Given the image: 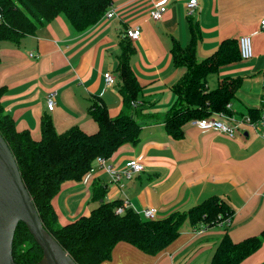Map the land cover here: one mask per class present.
<instances>
[{"label": "crops", "instance_id": "1", "mask_svg": "<svg viewBox=\"0 0 264 264\" xmlns=\"http://www.w3.org/2000/svg\"><path fill=\"white\" fill-rule=\"evenodd\" d=\"M196 1L187 14V0H110L101 19L86 29L76 30L59 14L18 43L0 42V87L4 88L0 99L16 128L28 129L38 139L42 116L51 119L57 132L74 125L94 132L97 125L88 106L96 98L103 101L110 116L119 113V42L127 28L140 30L137 39L127 37L132 46L130 65L142 87L134 116L141 125L140 137L135 144L121 145L105 158V164L121 169L126 160L135 158L143 169L114 182L95 159L93 169L79 180H64L51 199L61 225L88 215L97 205L91 199L96 180L106 185L105 200L126 202L139 213L152 207L154 218L188 209L212 195L231 209L229 221L222 223L194 227L184 221L177 237L155 254L119 241L103 264H209L224 233L239 241L264 229V149L259 129L242 123L230 137L189 121L182 126V135L173 138L164 128L162 114L174 102L171 85L183 73V68L172 63L171 39L187 45L190 20L197 34L196 55L202 59L222 39L257 31L264 16V0ZM159 3L166 5V11L160 20H153L149 10ZM107 12L112 15L108 17ZM251 47V58L223 65L207 76L210 89L224 76L240 78L236 97L226 107V113L238 120L252 118L249 109L259 113L264 30L251 36ZM105 72L114 76V83L106 84ZM51 92H55V105L49 110L46 99ZM262 260L264 240L240 264Z\"/></svg>", "mask_w": 264, "mask_h": 264}, {"label": "trees", "instance_id": "2", "mask_svg": "<svg viewBox=\"0 0 264 264\" xmlns=\"http://www.w3.org/2000/svg\"><path fill=\"white\" fill-rule=\"evenodd\" d=\"M109 3L110 0H0V42L18 43L59 14L64 15L76 30L86 29L101 19ZM189 22V43L182 46L172 38L169 47L173 65L183 68L181 76L171 85L174 102L162 114L165 131L173 138H179L182 126L192 119L218 111L227 112L226 104L236 97L240 85L239 77L224 76L214 88L207 86L210 73L242 59L238 38L222 39L213 53L198 59L197 34ZM119 44L117 72L122 107L117 115L110 116L103 101L94 99L88 106V113L97 125L94 132L88 133L76 125L57 132L51 119L42 116L40 136L35 139L28 129L16 128L0 99V134L14 155L43 226L78 264H103L119 241L155 254L177 237L186 220L197 227L222 223L231 217L229 206L215 195L161 218H144L130 207L116 213L115 208L121 201L105 200L106 185L96 180L91 186V199L97 201V205L88 215H81L66 224L59 223L51 199L61 183L67 179L79 180L97 157L108 158L121 145L135 144L139 140L141 125L134 116L137 94L142 87L130 65L132 46L127 36ZM3 90L0 87V98ZM132 101L136 104L132 105ZM249 114L253 120L259 117L255 109H249ZM263 240L264 229L239 241H233L224 233L209 264H240L262 245ZM41 254L25 226L19 223L12 240L14 261L33 264ZM259 264H264V260Z\"/></svg>", "mask_w": 264, "mask_h": 264}, {"label": "water", "instance_id": "3", "mask_svg": "<svg viewBox=\"0 0 264 264\" xmlns=\"http://www.w3.org/2000/svg\"><path fill=\"white\" fill-rule=\"evenodd\" d=\"M19 223L41 249L40 259L33 264H78L43 226L14 155L0 134V264H18L12 256V240Z\"/></svg>", "mask_w": 264, "mask_h": 264}, {"label": "built area", "instance_id": "4", "mask_svg": "<svg viewBox=\"0 0 264 264\" xmlns=\"http://www.w3.org/2000/svg\"><path fill=\"white\" fill-rule=\"evenodd\" d=\"M196 4H197L196 0H187L185 4L187 14H190L193 11ZM165 11H166V5L164 3H159L149 10V16L153 20H160L163 17ZM111 15L112 12H107L108 17H110ZM258 30H264V16L260 19ZM257 31L255 30L252 33L243 34L238 37L239 54L242 59H249L252 57L251 36ZM139 34H140V30L138 27L127 28L125 30V35L132 40L137 39ZM29 55L36 56L37 54L30 53ZM103 77L106 84L108 85L114 83L115 81L114 76L109 72L103 73ZM54 96H55V92H51L46 99V107L49 110H51L55 105ZM131 103L132 105L136 104V102L133 101ZM228 106L229 105L226 104V107ZM190 122L201 128L202 130L218 131L225 133L230 137L235 134V132L242 123L251 126L252 128H258L263 140V149H264V91L259 107V117L256 120H253L249 116H244L242 119L238 120L233 116L229 115L228 113H226L225 111H218L206 117L192 119ZM96 159L98 165L106 169V171L110 175L111 180L114 182H119L121 177L123 176L129 178L132 173L139 172L143 169L142 163L135 158H130L126 160L123 166L121 167V169L115 168L112 165L105 164V158L103 157H97ZM92 169L93 168L91 167L89 171ZM126 207H128L126 202H122L119 206L115 208V212L121 213ZM140 214L144 218L152 219L154 218L155 209L149 207L142 210ZM226 220L229 221V218H226Z\"/></svg>", "mask_w": 264, "mask_h": 264}]
</instances>
